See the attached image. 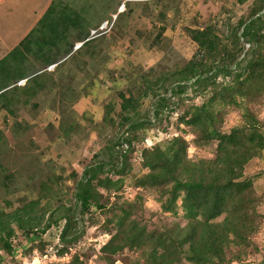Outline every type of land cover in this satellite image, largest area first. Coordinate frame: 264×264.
<instances>
[{
  "label": "rangeland",
  "instance_id": "obj_1",
  "mask_svg": "<svg viewBox=\"0 0 264 264\" xmlns=\"http://www.w3.org/2000/svg\"><path fill=\"white\" fill-rule=\"evenodd\" d=\"M51 1L14 0L13 13L0 9V38L4 39L0 60L34 30L40 21L31 25L34 13H40ZM1 2L4 0L0 6ZM123 2L55 0L54 4H60L38 22L24 46L39 48L37 53L46 56L32 52L25 59L11 57L0 64V90L19 77H33L40 70L47 73L43 74L47 87L36 95L22 92L27 80L16 83L20 92L12 87L0 92V212H12L35 201L44 187L53 186L59 195L49 201L40 198L36 211L41 212L47 201L50 213L61 210L64 215L70 213L65 209L70 210L73 229L82 234L63 259L54 255L65 248L59 241L65 221L33 243L16 229L11 239L16 253L10 256L0 251L4 258L1 264H71L74 256L79 264H164L160 259L164 255L172 264H264V76L257 75L251 83L241 85L244 96L235 95L233 100L221 94L209 122L193 125L186 114L181 122L185 112L206 104L212 95L188 90L182 101L176 98V105L161 114V122L153 130L136 133L129 131L127 124L120 126L123 117L132 116L122 112L121 95L128 97L131 92L137 98L145 79L179 69L193 57L198 46L187 29L203 31L214 26L219 36H227L229 26H236L261 3L146 0L136 3L141 5L136 8L129 3L109 33L90 39L91 31L105 21L114 22L111 16ZM263 13L264 9L259 14ZM84 38L91 42L75 52ZM261 45L258 55L264 53ZM241 48L239 60L248 53L249 44L241 41ZM68 52L65 62L48 72L55 64L46 67L42 56L60 62ZM9 97L15 101L6 108L1 104ZM153 102L151 95L140 101V120L156 121ZM106 110L107 123L103 119ZM127 132L133 136V145L139 147L136 150L120 145L121 135ZM173 139L179 141L173 150L182 151V161L171 173L174 180L146 181L151 172L146 163H153L155 150H166L163 144ZM100 163H110V169L122 172L99 177L107 176L119 182L118 186L104 189L94 182L101 208L92 206L82 214L74 197L76 181L87 167ZM159 165L164 167L162 162ZM177 178L183 182L212 180L221 191L215 189L203 200L211 203L222 198L225 211L209 221L204 215L206 207L195 217L187 215L182 191L176 202L170 201ZM59 215L57 211L54 216ZM133 232H138L136 238L130 236ZM113 236L135 242L116 253L103 251ZM209 256L211 260L204 262Z\"/></svg>",
  "mask_w": 264,
  "mask_h": 264
},
{
  "label": "trees",
  "instance_id": "obj_2",
  "mask_svg": "<svg viewBox=\"0 0 264 264\" xmlns=\"http://www.w3.org/2000/svg\"><path fill=\"white\" fill-rule=\"evenodd\" d=\"M258 1L261 3V7L251 12L248 17L239 20L236 26H229L227 36H219L214 26H207L203 31L187 29L186 32L191 37L193 42L198 46V49L196 50L193 57L179 69L171 70L166 73H160L159 76L154 79H145L144 88L139 90V96L137 98L131 92L128 97L121 95L122 112H131L132 116L123 117V124H120V126H124L125 124H127V129L136 133H138L140 130H153V128L159 122H161V114L167 109H172V105H176V103L173 102L176 98L177 100L179 99V102L182 101V97L187 93L188 90H191L197 95H202L207 91L208 93L210 92L212 94L211 98L206 104L198 107H192L190 110L184 113L181 122L184 121L187 115H190L189 121L193 125L198 123V121L200 122L203 120H207V122H209L210 120H212L213 112L211 111L214 109V105L221 94H224L225 97L233 100L235 98V95L244 96V90L241 85H243L244 83H251L254 77L257 75L258 77L264 76V53L261 54L259 52V55L257 54L258 49H261L262 47L261 44H264V42H262V40L264 41V13L262 15L259 14L264 9V0ZM52 9L53 5L49 8L46 15L49 14ZM68 15L72 14L70 13L67 14V16ZM40 23L38 24V26L40 25ZM35 30L36 28H34V30H32L24 40H22L19 46L13 49L6 57L1 59L0 64L10 59L11 57L17 59H25L26 56L30 55L32 52L34 53V55H44V53H37L39 51V48H35L33 50L24 49L25 41L29 39V37L35 32ZM87 36L85 35V38ZM85 38L82 39V41L86 40ZM228 40H230V43ZM241 41L249 44V50L248 53L239 60V53L244 49H240ZM87 43H85L84 45H86ZM230 44L232 45L233 50L231 49ZM42 58L43 60H46L44 61L46 67L50 66L51 64L58 63V61L52 62V60L48 57L42 56ZM38 72L34 73L32 75L33 77H19L16 81L1 89L0 92L9 87H12V89H17L18 87L16 86V83L20 80L27 79V81L30 80V83L26 88L22 90V92H24L25 90L29 94L31 93L32 96L36 95L37 91L46 89L47 87L46 80L43 79L44 76L38 74ZM223 81H228V84L223 85ZM235 88H237V91L233 93ZM18 90L20 92V88H18ZM168 91H170V93H168ZM149 95H151L154 99L153 107L154 117L156 121L153 123L150 122L149 119L140 120L137 116L138 104L142 99L147 98ZM12 101L14 102L15 100L12 97H9L8 99H6V101L4 100V103L1 105L7 108V105H10ZM108 116L109 111L106 110V115L103 118L106 123L108 121ZM211 133L213 134L214 132ZM2 138L3 134L0 131V141ZM120 139V145H129L130 147H133V150L135 149V145H133V136L130 137L128 132L125 136L121 135ZM143 141L144 140H142V142ZM177 143H179V141L173 139L163 144V146H166L169 150H163L161 147L155 150L154 162L150 163V161H148L146 163L148 169H150L151 171L145 177L146 181L154 183L159 181L158 178L162 179L163 181L167 179H173L171 178V173L175 171L176 167L182 161L181 149L173 150L172 147L176 146ZM172 151L173 154L170 156ZM120 156L126 157V155H123L122 153ZM160 162L163 163L164 167L160 168ZM109 166L110 163H100L95 166H89L84 170L82 177L76 181V192L74 194V197L77 205H79L82 209V214L86 213L92 206L101 208V205L97 204L99 193L95 188L96 185H94V182H97L98 187L104 189L108 187H114L116 189V187L118 186L119 182H113L112 180L107 178V176L103 179L99 178L102 174L115 173L116 175H120L122 173L118 170H113V168L110 169ZM162 169H164L165 171H162ZM157 170H161V174H159L160 177L156 175ZM73 178L75 179V176ZM204 181L205 180L202 179L200 181L194 182H183L182 180H179V178H177L174 188L170 192L172 195L170 201L172 203L176 202V198L181 196L180 191H182L184 194L181 197L183 199V205L186 208L187 215L195 217L196 214H198L197 211L204 210V207H206L204 215H207V219L209 221V219H215L216 217H218L225 210L223 208L224 203L222 202V198H216L211 203H209V201L203 200L205 196L213 194V191L215 189H219V191H221L220 188L213 184L212 180H210L209 183H205ZM55 194L59 195V192H53V186H46L44 187V190L41 191L40 198L47 199L49 201ZM40 198L35 201L26 203L12 212H0V251L4 252L6 255H15L16 251L12 247L11 239L16 235V229L22 232V234L28 238V241L30 243H33L36 240H40L41 237L46 234L51 228H57L61 221H65V225L62 228L59 237L60 243L64 245L65 248L60 251L57 250L56 256H58L59 258L68 257L66 253L70 250L69 246L73 243H76L81 238L82 234H79L73 229L74 223L72 221V218L70 217V210L65 209L66 212L70 213L64 215H61V210H57L60 215L58 217H55L54 215H56L57 211L54 213H50V211L48 210L50 203L47 201L44 205V209H40L41 212L38 211V213L36 211V208L39 207ZM205 203L212 205L208 206ZM164 207L165 209H170V206ZM47 211H49L50 215L47 219H45ZM194 219V222H196L197 219ZM225 230L229 232V227L226 226ZM137 233L138 232H133L130 234V236L133 237ZM136 237L137 236L133 238ZM134 242V239L128 241V239L125 237L113 236L103 247V251L116 253L118 250H122V246H132ZM174 242L176 241L174 240ZM212 243L214 244V242ZM138 246L139 244L137 245V247ZM212 246L210 248H212ZM219 250L220 249L218 248V251ZM202 254L204 255L203 252ZM167 257L168 256L164 255L161 256L160 259L164 264H172V261L168 260ZM2 259L4 258L0 256V264ZM210 260L211 256H209L208 260L206 259V261L204 262L207 263ZM71 264H79V261L75 256L72 258Z\"/></svg>",
  "mask_w": 264,
  "mask_h": 264
},
{
  "label": "crops",
  "instance_id": "obj_3",
  "mask_svg": "<svg viewBox=\"0 0 264 264\" xmlns=\"http://www.w3.org/2000/svg\"><path fill=\"white\" fill-rule=\"evenodd\" d=\"M1 1V0H0ZM3 1V0H2ZM13 1L14 0H4V2H1L2 4V6H0V9H6V11L7 12H9V13H13V11H12V9H11V6L14 4L13 3ZM110 1H115V3H117V2H119V3H121V2H123V1H127V5L129 4V3H131L132 4V7H133V5H135V7H133V8H136V7H140L141 5H137V4H141V3H144L146 0H110ZM60 2V1H59ZM55 3V0H52L51 2H50V4L46 7V8H44V9H42V11L40 12V13H37V12H35V9H34V14H35V20L31 23V25H33L34 24V22H37L39 19H40V21L41 20H43V18H44V16L46 15V13H47V11L49 10V8L53 5V6H57V5H59L60 3H56V4H54ZM135 3V4H134ZM137 3V4H136ZM145 8V7H144ZM60 12H61V9L60 8H57ZM122 15V14H121ZM120 15V16H121ZM40 21H38V22H40ZM38 22H37V25H36V27L38 26ZM116 24V23H115ZM99 24H97L95 27H97ZM115 26V25H114ZM36 27H34V28H36ZM95 27H93V28H95ZM32 31V30H31ZM30 31V32H31ZM29 32V33H30ZM28 33V34H29ZM27 34V35H28ZM2 37V36H1ZM0 42H1V47H2V49H3V43H4V39L3 38H0ZM22 41H20V43H21ZM19 43V44H20ZM19 46V45H18ZM85 46V45H84ZM17 47V46H16ZM83 47V46H82ZM82 47L80 48V49H82ZM71 49H72V46L69 48V50H70V54H71ZM80 49H78V50H75V52H77V51H79ZM67 53V52H66ZM69 54V52H68V54L67 55H65V56H63V58H62V60L59 62L58 61V63H59V65H61L62 63H64L65 62V60L67 59V57L70 55ZM57 62V61H56ZM54 71V70H53ZM52 70L51 71H48V72H53ZM44 72V73H43ZM47 74L46 73V71H39L38 72V74H41V75H43V74ZM40 75V76H41ZM52 76V75H51ZM51 76L49 77V79H51ZM28 82V85H29V83H30V80L29 81H27ZM17 86V85H16ZM17 87H20V86H17Z\"/></svg>",
  "mask_w": 264,
  "mask_h": 264
},
{
  "label": "built area",
  "instance_id": "obj_4",
  "mask_svg": "<svg viewBox=\"0 0 264 264\" xmlns=\"http://www.w3.org/2000/svg\"><path fill=\"white\" fill-rule=\"evenodd\" d=\"M125 10H126V5H125V2H123L120 6H119V8H118V10H117V15L118 14H120V13H123V12H125ZM117 15H114L112 18H114V20L116 19V17H117ZM113 24H114V22H104L102 25H101V27L99 28V29H96V30H93V31H91V37H90V39H94V38H96V37H99V36H102V35H104V34H106V33H108V32H110L111 31V29H112V27H113ZM89 40V39H88ZM83 45V42H81V43H78L77 45H76V47H75V49H79L81 46ZM25 82H21L20 83V85L21 84H24ZM137 148H139V147H137V146H135V150L137 149ZM56 255H54V257H55ZM67 257H65V258H63V259H66ZM54 261L55 262H57L58 260L56 259V258H54Z\"/></svg>",
  "mask_w": 264,
  "mask_h": 264
},
{
  "label": "clouds",
  "instance_id": "obj_5",
  "mask_svg": "<svg viewBox=\"0 0 264 264\" xmlns=\"http://www.w3.org/2000/svg\"><path fill=\"white\" fill-rule=\"evenodd\" d=\"M124 2H125V5H126V4H127V1H124ZM125 11H126V10H125ZM123 13H124V12H123ZM123 13H120V14H118V15H117V13H116V14H113V15H117L116 19L114 20L113 27H114V25H115V23H116V21H117V18H118L121 14H123ZM112 17H113V16H111V20H112ZM111 20H110V21H111ZM107 21H108V20H107ZM105 22H106V21H105ZM113 27H112V28H113ZM111 30H112V29H111ZM108 33H109V32H108ZM104 35H105V34H104ZM102 36H103V35H102ZM99 37H101V36H99ZM99 37H96V38H99ZM96 38H94V39H96ZM94 39H92V40H94ZM87 42H89L88 39L85 40V41H83L84 44L87 43ZM82 46H84V45H82ZM82 46H81V47H82ZM81 47H80V48H81ZM80 48H79V49H80ZM74 50H78V49H74ZM57 64H58V63H57ZM56 66H57L56 64L53 65V66L51 65V66H50L51 70L53 71V70L55 69ZM25 80H27V79H25ZM20 81H21V80H20ZM18 86H19V85H18Z\"/></svg>",
  "mask_w": 264,
  "mask_h": 264
}]
</instances>
